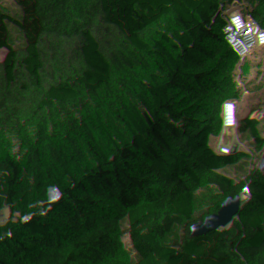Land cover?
<instances>
[{
	"label": "trees",
	"instance_id": "trees-1",
	"mask_svg": "<svg viewBox=\"0 0 264 264\" xmlns=\"http://www.w3.org/2000/svg\"><path fill=\"white\" fill-rule=\"evenodd\" d=\"M0 75V264H175L196 131L264 264V0H0Z\"/></svg>",
	"mask_w": 264,
	"mask_h": 264
},
{
	"label": "rangeland",
	"instance_id": "rangeland-1",
	"mask_svg": "<svg viewBox=\"0 0 264 264\" xmlns=\"http://www.w3.org/2000/svg\"><path fill=\"white\" fill-rule=\"evenodd\" d=\"M178 55L186 66L196 71L201 70L202 61L195 57L192 53L186 51L178 53ZM7 78L0 75V82H6ZM219 78L216 79L209 88L204 90V107H206V102L213 93L215 84L219 82ZM200 137L201 134L198 131L193 134H188L184 139H182L179 145L191 144L198 150H202V148L198 146ZM233 145L236 144L233 143ZM230 185V176L228 174H224L222 179L215 182H209L198 193L192 192L191 208L188 212L191 217V221L195 223V230L191 234L194 241V251L203 248L204 251L208 252L210 250V244L215 242L218 238V233H220L222 228L227 226L226 224L229 223L232 212ZM255 235L256 233H254V239ZM254 239L244 250L236 251L232 257L226 258V251H230L232 249V242L227 233V237L225 236V240L222 244L223 247L220 246L217 252L212 253L216 264H254V255L256 254ZM175 264L182 263H178L177 261Z\"/></svg>",
	"mask_w": 264,
	"mask_h": 264
},
{
	"label": "built area",
	"instance_id": "built-area-1",
	"mask_svg": "<svg viewBox=\"0 0 264 264\" xmlns=\"http://www.w3.org/2000/svg\"><path fill=\"white\" fill-rule=\"evenodd\" d=\"M178 172L191 188L193 193L201 191L209 182H215L223 178L224 173L216 162L205 151L198 150L191 144L179 146V158L177 160ZM227 232L224 226L215 242L210 244L208 252L215 253L222 246ZM194 257V241L191 234L179 236L177 241L178 263H192Z\"/></svg>",
	"mask_w": 264,
	"mask_h": 264
},
{
	"label": "water",
	"instance_id": "water-1",
	"mask_svg": "<svg viewBox=\"0 0 264 264\" xmlns=\"http://www.w3.org/2000/svg\"><path fill=\"white\" fill-rule=\"evenodd\" d=\"M195 114L199 116H203L206 112L205 108L202 105H198L196 109L194 110Z\"/></svg>",
	"mask_w": 264,
	"mask_h": 264
},
{
	"label": "crops",
	"instance_id": "crops-1",
	"mask_svg": "<svg viewBox=\"0 0 264 264\" xmlns=\"http://www.w3.org/2000/svg\"><path fill=\"white\" fill-rule=\"evenodd\" d=\"M186 264H191V263H186Z\"/></svg>",
	"mask_w": 264,
	"mask_h": 264
}]
</instances>
